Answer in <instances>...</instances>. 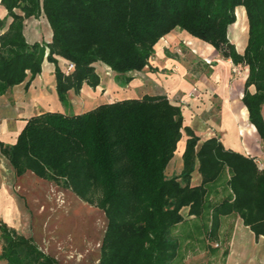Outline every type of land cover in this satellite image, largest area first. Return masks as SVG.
<instances>
[{
	"label": "trees",
	"instance_id": "16d2710c",
	"mask_svg": "<svg viewBox=\"0 0 264 264\" xmlns=\"http://www.w3.org/2000/svg\"><path fill=\"white\" fill-rule=\"evenodd\" d=\"M0 95L30 82L43 59L54 63L56 91L65 104L67 92L83 84L95 87L100 62L115 72L120 84L149 64L154 45L174 29L210 44L234 65L247 67L242 102L249 120L264 140V0H0ZM243 6L247 41L238 52L228 27ZM15 9H18L16 11ZM43 15L50 41L28 42L24 20ZM55 55L73 63L65 73ZM253 86V90H250ZM182 130L189 137L180 174L168 177ZM198 137L183 126L179 105L165 95L144 94L121 99L78 114L45 111L29 117L13 144L0 141V153L16 175L31 171L70 190L101 209L106 226L96 264H169L179 249L171 230L187 215L208 219L207 236L216 238L220 217L236 212L253 231L264 236V168L254 158L224 148L211 137L195 151ZM195 159L201 182L191 185ZM227 168L230 194L212 202L213 184ZM195 227L202 229L200 225ZM0 259L7 264H59L31 237L0 221Z\"/></svg>",
	"mask_w": 264,
	"mask_h": 264
},
{
	"label": "crops",
	"instance_id": "0c3cea01",
	"mask_svg": "<svg viewBox=\"0 0 264 264\" xmlns=\"http://www.w3.org/2000/svg\"><path fill=\"white\" fill-rule=\"evenodd\" d=\"M238 9H241V14L246 20V29L242 32L233 28L238 21ZM5 11L4 8V13H6ZM235 15H237L236 22L229 25L228 34L230 36L232 29H235L234 31L239 37L244 38L243 46L239 40L236 41L237 46L241 47V51H243L248 31L243 6L236 7ZM46 23L48 30L45 37L30 36L28 38L25 35L26 40L28 42L50 41L52 31L47 21ZM178 47L186 52L185 61L178 60L177 55L172 51V49L179 51ZM236 50L238 51L237 48ZM55 58L57 65L63 71L67 60L59 55H55ZM94 65L99 74V84L95 87L83 84L77 92L70 89L67 92V101L63 104L56 91L54 63L43 59L40 72L28 84H26L27 77L23 82L12 86L0 95V141L13 144L26 120L32 115L45 111L78 114L99 104L121 99L141 97L144 94L165 95L171 103L180 106L183 126L189 127L198 137L195 151L199 149L204 140L216 137L225 149L252 157L259 169L264 168V140L250 122L248 110L241 100L247 72L238 82H231L232 69L235 65L229 58H223L210 44L176 28L156 42L149 64L140 71L130 73L132 79L125 84H120L115 79V72L108 66L100 62ZM261 115L264 119V103L261 105ZM188 137L187 132L182 130L178 145L166 167L170 176L178 175L182 171V153ZM198 166L199 161L195 159L190 178L191 185H198L201 182L202 177ZM228 178L229 173L226 168L223 175L213 184V190L209 194V199L212 202H220L230 194L227 185ZM34 179L50 182L37 177L31 171L16 175L7 158L0 153V221L15 231L17 220L25 216L19 204V196L31 193ZM69 192L72 194L73 202L75 200L82 201L70 190ZM215 196L221 200H212ZM181 211L185 220L177 225H200L202 228L200 233H204L202 226L205 223L204 219H200L201 222L199 218L187 215V207ZM223 218H227V221L223 222ZM205 220V226L208 227L209 221ZM198 222L202 224H198ZM229 226L231 228L229 245L231 250L238 253L240 257H242L241 251L246 250L242 241L245 240L247 244L250 240L258 243L264 239L263 235L255 238L253 231L243 223L236 212L220 217L216 236ZM53 240L57 239L53 237ZM99 244L96 246L98 247Z\"/></svg>",
	"mask_w": 264,
	"mask_h": 264
},
{
	"label": "rangeland",
	"instance_id": "374dc122",
	"mask_svg": "<svg viewBox=\"0 0 264 264\" xmlns=\"http://www.w3.org/2000/svg\"><path fill=\"white\" fill-rule=\"evenodd\" d=\"M240 11L241 9H238V21ZM4 15V7L0 4V19ZM241 15L246 25L245 17ZM10 20V17L5 20L0 34L6 31ZM238 21L233 28L238 29ZM23 23V33L28 38L46 36L48 25L42 14L26 18ZM234 30L232 29L230 36L228 34L229 39L238 51L242 52L236 41L239 40L243 46L244 38L239 37ZM178 48L179 51H172L178 60L185 61L186 52ZM107 71L110 72L109 69ZM245 72L246 66L235 65L230 81L238 82ZM250 90H253V86H250ZM165 172L170 177L167 169ZM33 181L35 182L31 193L19 196V204L25 216L17 220L16 231L30 236L42 251L56 258L59 264H96L100 246L99 244L97 247L96 244L100 243L106 226L103 211L80 200L73 202L69 190L53 182L46 183L38 179ZM212 200L219 201L221 198L215 196ZM222 221H227V218ZM204 222L206 223V220ZM230 229L229 226L216 238H212L200 233L201 229L198 230L194 225H177L171 230V234L177 237L179 249L169 264H264V239L258 243L250 240L247 244L243 239L246 250L241 251L240 257L229 245ZM53 237L57 240L54 241ZM1 244L0 237V250ZM0 264L7 262L0 260Z\"/></svg>",
	"mask_w": 264,
	"mask_h": 264
},
{
	"label": "bare ground",
	"instance_id": "6f19581e",
	"mask_svg": "<svg viewBox=\"0 0 264 264\" xmlns=\"http://www.w3.org/2000/svg\"><path fill=\"white\" fill-rule=\"evenodd\" d=\"M243 18H242V15H241V11H240V13H239V21H238V25H239V27H238V29H239V31H244L245 29H246V25L244 24V22H243V20H242Z\"/></svg>",
	"mask_w": 264,
	"mask_h": 264
},
{
	"label": "built area",
	"instance_id": "2783aa9c",
	"mask_svg": "<svg viewBox=\"0 0 264 264\" xmlns=\"http://www.w3.org/2000/svg\"><path fill=\"white\" fill-rule=\"evenodd\" d=\"M73 69V63L67 61L64 65L63 71L65 73H68L69 71H71Z\"/></svg>",
	"mask_w": 264,
	"mask_h": 264
}]
</instances>
